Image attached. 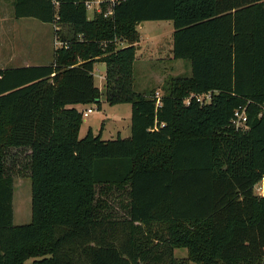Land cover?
I'll return each mask as SVG.
<instances>
[{"label":"trees","instance_id":"obj_1","mask_svg":"<svg viewBox=\"0 0 264 264\" xmlns=\"http://www.w3.org/2000/svg\"><path fill=\"white\" fill-rule=\"evenodd\" d=\"M86 1L15 0L17 19L71 35L59 31L48 65L0 69V264H264V0H125L92 20ZM153 21L173 23V58L192 70L161 106L133 90L137 26ZM97 63L106 103L131 105L128 139L103 140L104 126L80 138L76 106L102 103ZM240 107L247 130L232 125ZM11 149L29 158L32 219L20 226Z\"/></svg>","mask_w":264,"mask_h":264},{"label":"rangeland","instance_id":"obj_2","mask_svg":"<svg viewBox=\"0 0 264 264\" xmlns=\"http://www.w3.org/2000/svg\"><path fill=\"white\" fill-rule=\"evenodd\" d=\"M5 14V24L8 23V18L6 12H11L8 14L9 18L14 17L13 6L10 8L7 4L3 6ZM88 18L92 20L94 18V12L88 11ZM10 25V24H9ZM4 28L7 30L8 37H13V31H18L17 33L23 35V38L31 44L36 42V34L34 29L20 27L19 24L16 26H5L0 27V41L2 40L1 36L5 35ZM49 37L46 35V47L48 51V57L44 58L45 60H40L38 63L33 65H48L53 62L54 59V46L53 44V34L54 30L52 26L49 27ZM139 32V40L135 43L134 47L136 50V59L134 63V92L136 94H153L159 93L160 96L165 94V88L167 83L170 82L173 78H189L192 75L191 64L187 60H175L172 53L169 52L170 47L173 46V33L174 27L171 21H153L146 22L145 26H137ZM61 34H64L65 37H70V31L66 27L62 29ZM60 42V40L58 39ZM117 42L115 39L113 42ZM118 47H122V43L117 42ZM21 45L24 48V44L20 43L16 46ZM2 46V43H0ZM61 42L57 47H61ZM2 52V54H1ZM5 55V52L0 47V56ZM33 56V54L31 53ZM105 55H103V58ZM173 58V59H172ZM0 57V61H1ZM20 61V60H18ZM22 64V62L20 61ZM19 62H13L9 64V68L19 67ZM32 63V62H31ZM1 65V64H0ZM102 73V74H101ZM104 73V74H103ZM106 65L104 63H97L95 65V83L97 86L104 87L106 82L105 78L100 79V76L105 75ZM102 103L100 105L92 104L89 106H84L81 110L87 108L94 109V113L83 122L81 128L80 137L83 138L88 131V127H91L93 130L101 129L102 126L105 127L103 132V139H116L115 134L117 130L122 132L123 135L128 133L126 124L129 122V110L130 104L110 106L105 102V89H103L102 94ZM126 118L123 120L122 119ZM128 120V121H127ZM100 131V130H99ZM98 132V131H97ZM7 167L9 174L14 179V195H13V223L16 226L25 225L31 222L32 219V187L30 180V171H29V158L27 151L24 150H15L11 149L7 152ZM109 202L112 204V208L119 215L124 213V209L120 207L121 200L125 197H120L118 192L110 194L107 196ZM116 213V214H117ZM175 256L178 259L187 258V250H176ZM31 260L26 264H31ZM194 264V263H189Z\"/></svg>","mask_w":264,"mask_h":264},{"label":"crops","instance_id":"obj_3","mask_svg":"<svg viewBox=\"0 0 264 264\" xmlns=\"http://www.w3.org/2000/svg\"><path fill=\"white\" fill-rule=\"evenodd\" d=\"M10 6V8L13 6V12H14V4H15V0H0V27H5V26H16L17 24H19V26L23 27V28H30V29H34L35 30V34H36V42L31 44L30 42H27L25 38H23V35L17 33L18 31H13V37L9 36L8 37V32L7 30L4 28L5 32L3 36H1L2 40L0 41V43H2L1 49L5 52V55H1L0 57L2 58L0 61V69L4 70V69H9V64L13 63V62H22V64L20 63L19 67H14V68H20V67H29V66H41V65H33L34 63H38L40 60H45L44 58L48 57V51L45 49L46 47V40L49 37V27L52 26L53 30H54V34H53V44L54 46H56L54 48V58H55V50H57V45L60 43L58 41L59 39V27L57 25L54 24H46V23H42L38 20L35 19H31V18H23V19H17L15 16L13 17V15H11L12 18H9L8 14H10L11 12H6L7 14V18H8V23L5 24V14H4V10H3V6L5 5ZM10 24V25H9ZM145 26V23L143 25H141V27ZM0 31H2V29H0ZM47 35V38H46ZM24 44V48H22L21 45L16 46L17 44ZM173 47V46H172ZM172 47H170L169 52L172 53ZM31 53L33 54V56L31 55ZM2 54V52H1ZM173 59V58H172ZM20 60V61H18ZM54 61V59H53ZM32 62V63H31ZM102 74V73H101ZM104 74V73H103ZM105 75L100 76V79L103 80V78H105ZM106 84V83H105ZM105 84L104 87L102 86H98L100 88V90L103 92V89H105ZM106 102V100H105ZM119 105H123V104H119ZM83 106H76V108L79 111H83L81 110ZM129 122L128 124H126V128L128 129V133H126L125 135L122 134V132L117 130V133L115 134L116 139L118 137L122 138V139H128L131 137V107L129 110ZM126 119L123 117V120ZM85 121V120H84ZM128 121V120H127ZM92 129L91 127H88V130ZM93 130V129H92ZM99 130H93V133L95 135H97L99 133ZM105 130V127H104ZM103 130V132H104ZM98 131V132H97ZM81 132V131H80ZM86 135V134H85ZM81 138V137H80ZM103 139V137H102ZM103 140H109V139H103ZM111 140H115V139H111Z\"/></svg>","mask_w":264,"mask_h":264},{"label":"built area","instance_id":"obj_4","mask_svg":"<svg viewBox=\"0 0 264 264\" xmlns=\"http://www.w3.org/2000/svg\"><path fill=\"white\" fill-rule=\"evenodd\" d=\"M125 0H87L85 5L87 11H93L94 15L99 13H104L105 18H109L114 14V7L117 4L124 2ZM105 7V11H104ZM157 106H161V96L159 93H155ZM191 99H196V101L201 104H208L212 100V94L209 92L205 95H192L188 99L185 100V104L189 105ZM94 113V109L87 108L83 111V118L86 119L90 116V114ZM260 117L264 116V105L260 107ZM248 122V112L247 107H240L235 110L233 118H232V125L237 130H247ZM255 192L258 196L264 197V180L255 187Z\"/></svg>","mask_w":264,"mask_h":264},{"label":"water","instance_id":"obj_5","mask_svg":"<svg viewBox=\"0 0 264 264\" xmlns=\"http://www.w3.org/2000/svg\"><path fill=\"white\" fill-rule=\"evenodd\" d=\"M143 25V24H142Z\"/></svg>","mask_w":264,"mask_h":264}]
</instances>
